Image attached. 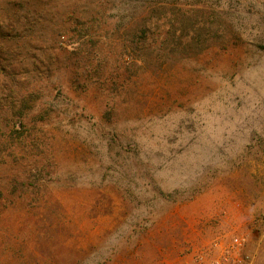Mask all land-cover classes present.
Wrapping results in <instances>:
<instances>
[{"label": "rangeland", "instance_id": "1", "mask_svg": "<svg viewBox=\"0 0 264 264\" xmlns=\"http://www.w3.org/2000/svg\"><path fill=\"white\" fill-rule=\"evenodd\" d=\"M0 26V264H180L234 232L264 264V0H0Z\"/></svg>", "mask_w": 264, "mask_h": 264}, {"label": "built area", "instance_id": "2", "mask_svg": "<svg viewBox=\"0 0 264 264\" xmlns=\"http://www.w3.org/2000/svg\"><path fill=\"white\" fill-rule=\"evenodd\" d=\"M250 244L249 235L242 232L222 235L191 253L180 264H254Z\"/></svg>", "mask_w": 264, "mask_h": 264}, {"label": "trees", "instance_id": "3", "mask_svg": "<svg viewBox=\"0 0 264 264\" xmlns=\"http://www.w3.org/2000/svg\"><path fill=\"white\" fill-rule=\"evenodd\" d=\"M3 32H4V29L2 30V26H0V33L3 34ZM2 34H0L1 35L0 37H7V36L2 35ZM38 100H39V95L37 93L31 92V93H28L27 95H25L21 99L20 111L19 112L14 111L12 113V118H10V120L13 121L14 116L22 119L24 114H25V112L26 111H30L34 107L35 103ZM8 117H10V116H8ZM20 121L18 123L14 122V124L12 125L10 134L8 136L9 139L12 140L14 138L20 139V138H24L25 137V131H26L25 128H26V126L24 125V123H22ZM0 133L5 134L4 131H1ZM5 138H7V136Z\"/></svg>", "mask_w": 264, "mask_h": 264}, {"label": "crops", "instance_id": "4", "mask_svg": "<svg viewBox=\"0 0 264 264\" xmlns=\"http://www.w3.org/2000/svg\"><path fill=\"white\" fill-rule=\"evenodd\" d=\"M249 249H251V251H252V249H253V247H252V244H250V247H249Z\"/></svg>", "mask_w": 264, "mask_h": 264}]
</instances>
